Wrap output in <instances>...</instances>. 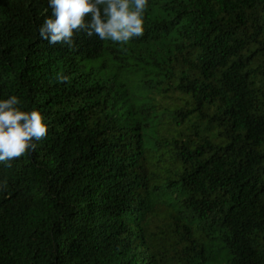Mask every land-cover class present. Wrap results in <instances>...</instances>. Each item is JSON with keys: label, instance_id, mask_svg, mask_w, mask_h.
Returning <instances> with one entry per match:
<instances>
[{"label": "trees", "instance_id": "obj_1", "mask_svg": "<svg viewBox=\"0 0 264 264\" xmlns=\"http://www.w3.org/2000/svg\"><path fill=\"white\" fill-rule=\"evenodd\" d=\"M49 3L0 0V101L48 125L0 163V264H264V0H148L73 48Z\"/></svg>", "mask_w": 264, "mask_h": 264}, {"label": "clouds", "instance_id": "obj_2", "mask_svg": "<svg viewBox=\"0 0 264 264\" xmlns=\"http://www.w3.org/2000/svg\"><path fill=\"white\" fill-rule=\"evenodd\" d=\"M102 6V7H101ZM148 0H50L51 17L39 28V36L50 46L66 44L74 47V33L85 31L103 41L126 44L144 35V12ZM91 21L86 22V17ZM61 83L67 75H57ZM17 96L0 101V163L11 167L17 160L37 149L34 141L46 138L48 125L38 111H24ZM7 181L0 183L6 187Z\"/></svg>", "mask_w": 264, "mask_h": 264}]
</instances>
